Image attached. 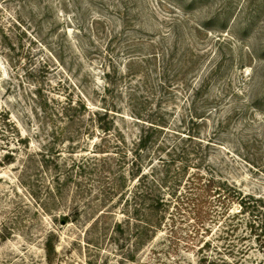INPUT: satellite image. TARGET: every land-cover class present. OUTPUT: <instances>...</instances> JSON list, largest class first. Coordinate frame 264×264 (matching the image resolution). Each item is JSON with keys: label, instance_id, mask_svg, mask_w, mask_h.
<instances>
[{"label": "rangeland", "instance_id": "obj_1", "mask_svg": "<svg viewBox=\"0 0 264 264\" xmlns=\"http://www.w3.org/2000/svg\"><path fill=\"white\" fill-rule=\"evenodd\" d=\"M0 264H264V0H0Z\"/></svg>", "mask_w": 264, "mask_h": 264}, {"label": "trees", "instance_id": "obj_2", "mask_svg": "<svg viewBox=\"0 0 264 264\" xmlns=\"http://www.w3.org/2000/svg\"><path fill=\"white\" fill-rule=\"evenodd\" d=\"M154 124V123H153ZM164 129V128H163ZM162 158V157H161ZM165 160V158H163Z\"/></svg>", "mask_w": 264, "mask_h": 264}]
</instances>
